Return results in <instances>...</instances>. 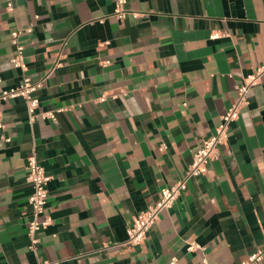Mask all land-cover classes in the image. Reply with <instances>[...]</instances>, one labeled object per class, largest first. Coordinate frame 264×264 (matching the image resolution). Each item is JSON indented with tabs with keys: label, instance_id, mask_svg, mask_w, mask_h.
<instances>
[{
	"label": "crops",
	"instance_id": "0c3cea01",
	"mask_svg": "<svg viewBox=\"0 0 264 264\" xmlns=\"http://www.w3.org/2000/svg\"><path fill=\"white\" fill-rule=\"evenodd\" d=\"M11 1L0 0V91L28 76L39 104L30 120L21 98L0 102V264H242L263 246L264 74L207 171L142 244L116 243L264 64V0H125L121 18L116 0ZM26 28L22 71L10 32ZM32 152L50 176L52 219L34 250Z\"/></svg>",
	"mask_w": 264,
	"mask_h": 264
},
{
	"label": "built area",
	"instance_id": "2783aa9c",
	"mask_svg": "<svg viewBox=\"0 0 264 264\" xmlns=\"http://www.w3.org/2000/svg\"><path fill=\"white\" fill-rule=\"evenodd\" d=\"M125 0H116L114 15L121 18L127 10L124 8ZM12 1L6 0V8L12 9ZM30 28L23 30H12L10 32V40L14 45V54L10 59L11 64L22 71L27 69L23 45L19 43L18 36L22 32H30ZM109 60H105L103 64H108ZM264 74V64L258 66L253 72L246 75L240 84L236 86L237 100L227 108L226 112L221 116L220 122L215 130L208 137L201 140L192 152V161L185 169L184 174L169 185L160 188L158 198L149 204L144 210L133 215L131 223L126 229V239L116 245L134 247L142 244L152 228L159 219V214L163 209L171 208L175 200L186 189L187 182L192 177L202 175L207 171L208 165L213 160L221 146H223L228 138L229 124L239 117L240 109L247 101V93L255 84L259 83ZM1 81V78H0ZM39 88V82H34L28 76H23L21 81L12 87L5 88L0 91V102L10 98H21L24 102L29 119L33 120L36 109L39 104L36 91ZM46 116L53 117L52 113ZM1 126V125H0ZM26 182L31 187V193L28 197L31 218L27 224L28 248L34 250L39 241L38 232L45 229L52 221L46 212L47 198L49 194L48 182L50 176L45 172L44 167L37 159L34 152L27 158L25 165ZM201 249V246L195 241H188L186 250L194 251ZM264 258V244L255 251L251 252L248 257L242 261V264H257ZM202 264H209L205 257L201 258ZM36 264H52L51 261L41 260ZM169 264H176L175 258H171Z\"/></svg>",
	"mask_w": 264,
	"mask_h": 264
}]
</instances>
